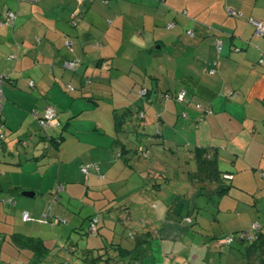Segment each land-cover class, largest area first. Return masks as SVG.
Wrapping results in <instances>:
<instances>
[{
    "label": "crops",
    "instance_id": "obj_1",
    "mask_svg": "<svg viewBox=\"0 0 264 264\" xmlns=\"http://www.w3.org/2000/svg\"><path fill=\"white\" fill-rule=\"evenodd\" d=\"M11 10L14 23L1 22ZM252 18L264 23V0H0V119L12 132L20 128L5 135L26 127L35 141L19 158L13 148L14 157L0 161V264H223L217 259L224 256L232 263L223 246L219 255L220 236L195 232L199 220L192 212L200 208L186 200L206 197L218 212L231 211L244 201L233 199L241 194L246 212L264 214L257 207L264 199V36L256 34ZM72 60L76 70L64 65ZM143 87L149 89L145 99ZM181 89L188 105L159 96ZM50 105L57 120L39 133L34 119ZM157 126L163 137L148 142L147 160L139 157L138 140ZM183 141L203 145L209 157L195 147L181 156ZM88 163L98 164L104 176L82 172ZM219 171L233 174L229 190ZM253 178L256 189L243 186ZM57 183L64 185L59 201L51 194ZM207 183L210 195L200 185ZM150 185L154 192L167 190L165 196H147ZM73 201L87 205V212ZM116 210L125 227L144 223L130 245L102 230L115 227ZM25 211L31 221L23 220ZM45 211L65 222H41ZM94 215L101 218L100 232L87 236Z\"/></svg>",
    "mask_w": 264,
    "mask_h": 264
},
{
    "label": "rangeland",
    "instance_id": "obj_2",
    "mask_svg": "<svg viewBox=\"0 0 264 264\" xmlns=\"http://www.w3.org/2000/svg\"><path fill=\"white\" fill-rule=\"evenodd\" d=\"M142 64H143V67H144L143 69L144 70H147V68L149 69V64L150 63L144 61ZM143 74L145 76H147L146 73H143ZM148 74H150V72ZM162 89L163 90H166V88L163 85H162ZM140 90H141V88L139 89V91ZM172 100L175 101L174 99H172ZM33 109L31 110L32 111V114L37 113V109H35L34 111H33ZM6 110H8V108ZM134 110H136V109H134ZM136 114L138 116L137 111L135 112V116H136ZM133 120L136 122L137 121L136 120V117L133 118ZM37 121H38V119H34V122L35 123ZM38 123H39V121H38ZM9 126H11V125L8 124V125H5L4 126L5 127V130H7V133L12 132V129H10ZM43 128L46 129L47 127H43L39 123V130H38V132L40 133L41 131H43L45 133V131H44ZM18 129H20V128H17L15 132H12V134H16V132L18 131ZM25 131H26V127H23L20 130V133H19V134H22V135L19 136V137H17L19 134L17 136L16 135L12 136V134H11V136H8L7 134L5 135V137H4L5 149L4 150L1 149L2 154H0V156H1L0 161L1 162H5L6 160H10V158H13L14 157L12 155V152L14 151V150H12L13 148L16 150L15 151V153H16L15 156H17L19 158L20 151H25L26 149H29L30 146L31 147L34 146L33 143L35 141H33V138H32L33 136L30 133H28V136H27L26 134H24ZM188 143H189L188 141L181 142V144H182L181 145V152L179 153L181 156L187 157L185 155V153L188 154L189 149L192 146L195 145V144L194 145H190ZM44 146H45V144H44V142H42V144L40 145V147L42 148ZM0 148H3V147L0 146ZM43 150H44V148H43ZM143 158H145V157H143ZM183 159H182V163H181V168L184 169V170H187L189 167L187 168V166L184 165L185 162L183 161ZM15 162H17V161H15ZM257 171H259V169ZM84 177L86 178V175L85 174H84ZM175 180L176 181H179V179H175ZM140 182H142L143 183L142 185H144V182L143 181L140 180ZM184 182L185 181H183V182L182 181H179V184L182 185ZM242 184H243V186H245L247 188H250L252 190L256 189L255 188L256 183L254 181V178L252 179V181H248V182H245V183H242ZM200 185H202L201 186L202 187V190H204L206 192L208 191L209 192V195H210V192L212 190L210 189L211 187L209 186V184L207 183L206 185H204V184H200ZM261 186H264V180L263 179L261 181ZM113 187L115 189L117 187V185H113ZM113 187L110 188L109 190L110 191H113ZM186 188H187V184L186 185H183L181 187V191H183V192H184V190L186 191ZM145 189H146V192L145 193L147 194V196L150 195V197H154V198H156V200L158 198H160V197H164L165 195H163V194H165L164 192L167 191L166 190V191H162V192H154L151 185H150V188L149 189L148 188H145ZM190 189H192V188H190ZM142 192H143V190H142ZM240 192H242V191H240ZM261 192H264V189H262ZM184 193H186V192H184ZM209 195H207V199H208V196ZM254 195H256V194L254 193ZM184 196H185V200H186V196L187 195H184ZM244 196L245 195L234 194V198L233 199H236L237 197H240L238 199L244 200V201L240 202V204L243 205L244 202L246 201ZM91 197L92 198L93 197L96 198L97 196H94V195L89 196L90 199H91ZM208 201L206 200V197H198V196H195V198H189L188 200H186V202L188 203V205L191 206V204H194V205L197 204V207L200 208V209L193 210V212H192V214L195 215V216L197 214V216H198L197 218L199 220L198 224L197 225H194L195 232H200V233H203L205 235L207 234L208 236L210 234H212L213 232H215L218 236H225L227 234H231L234 231H237V229L250 228V226L253 224L252 222H255V220H257V219L258 220L261 219L260 221H263L264 220V214L262 213V211H257V210L253 211L252 210L251 212H246V209L244 207L242 208V206L239 204L237 210L236 209H232L231 211H221V212H218L217 209L215 208V206L217 204H214L213 201H210L211 203L209 204ZM223 201H224L223 202L224 203V206H227V199H225ZM154 202H157V201H154ZM3 204H5V203L3 202ZM73 204L77 208L81 207V209L85 213L88 210V208H87L88 206L87 205H84L82 202L73 201ZM5 205H7V203ZM257 207L259 209H261V207L264 208V199L263 198H261L260 200H258ZM225 208H227V207H225ZM114 217H115V227L114 228H110V229H112V230H110V229H108V226L103 225L102 226V230L105 229V230L109 231L112 238H115L116 241H123L124 242V245H126V246L132 244L134 240H132V238H131L132 235L131 234H133V232H134V234H136L138 232V230H141L142 229L141 227L144 226L143 225L144 224L143 221L137 219V220H134L133 222H130L127 225V227H125L122 224V222L119 220L120 212L118 210H116L113 213V218ZM68 234H69V231L67 232L66 236H68ZM85 235H87V234H85ZM87 236H90V235L88 234ZM188 240H190V239H188ZM217 240H218V238H216V240H215V244H216L215 246H216V248H218V252L220 251L219 255L221 256V254H223V251H222L223 249L222 248H219V243L217 242ZM223 248L226 249L227 251H229V252H226V254H231L232 263L231 262L227 263L225 261V258L229 259V257H227V256H224L221 259L218 258L217 259L218 262L221 261V260L222 261L224 260L223 261L224 262L223 264H246V260L243 259L244 258V254L243 253L245 252L246 247L242 246L239 243V241H235L234 243H232V246L231 247L228 246V245H224ZM62 252H63L62 255H67L66 249H63ZM64 252L66 254H64ZM48 259H50V258H48ZM60 259L61 258L59 257L57 260H60ZM47 264H51V263H49L47 261Z\"/></svg>",
    "mask_w": 264,
    "mask_h": 264
},
{
    "label": "trees",
    "instance_id": "obj_3",
    "mask_svg": "<svg viewBox=\"0 0 264 264\" xmlns=\"http://www.w3.org/2000/svg\"><path fill=\"white\" fill-rule=\"evenodd\" d=\"M85 1H90V0H85ZM262 36H264V35H262ZM261 57L264 58V51L261 52ZM260 60H261V58H260ZM259 62L261 64H264V61L263 62L259 61ZM143 89H144V87H143ZM148 94H149V89H147V92L144 93V95L140 94V96H141L142 99H145V98H147V95ZM157 95H159V94H157ZM167 95H169V97L166 98ZM159 96L162 97V98H164L165 100H167V99H174L177 103H181L183 105H188L189 102H190L189 97L187 95V91H186V97H187V99H182V100L177 97L178 96V93L171 94V93H168L167 92L166 94L165 93L164 94H160ZM198 106L201 107L202 109H204L207 114L213 112L212 109L210 107H208V106H202L201 104H198ZM181 115L184 116V117H187L186 111H183L181 113ZM139 117L141 119H144L146 117V111L145 110L144 111L141 110L139 112ZM204 117H205V115L202 113V114L199 115L198 118H199V120H202ZM155 120H156V122H161L160 121L161 120V114L160 113H156ZM0 121L3 122V119L1 118ZM3 127H4V124H3ZM162 137H163V133L161 132L160 129H158V126H157V129L154 131V133H152V134H146V136H144V137L140 138V140H138V143L136 145L137 147L135 148L136 154L139 157H145L146 158L150 154V151H151V146L148 144V142H151V143L158 142V140L160 138H162ZM52 140L55 141V143H57V142L60 143L61 142V139H54V138H52ZM188 144L194 145V144H191L190 142ZM192 147H195V149H197L198 151H202L203 154L206 155V157H209V154L207 153L208 151L206 150V148H204L203 145L195 144ZM192 147L189 150H191ZM120 155H122V152L119 153V156ZM88 164H96V163H88ZM82 166L80 167V169L82 168ZM102 174H103V172H102ZM99 176H101V175H99ZM103 176H104V174H103ZM217 176H220L226 182H229L228 185H225V189H223V190H229L230 187L232 186V183L231 182L234 179L233 174L230 173V172L229 173H223L222 174L221 171H219ZM262 176L264 178V171L262 172ZM52 191H53V189H52ZM52 191H51V194L53 195ZM60 195H61V193L58 196L53 195L52 197H54V199L56 201H59L61 199V196ZM96 219H97V230H98V232L97 233H93V231L90 230V225H91V222L94 221V220H96ZM188 219L189 220H192L191 217H188ZM38 220H40L41 222H47V223H50V224L58 223V222H61V221H64L65 222V220H63V219H61L59 217H55L54 219H51L50 218V215H49V212H47V211L43 212V214L41 215V217ZM100 221H101V218H99L98 215H94L93 217H91L90 224H89V227H88V230H89L88 233H89L90 236L91 235H93V236L99 235V232H100V230H99V223H100ZM255 223H259V227L255 231L254 236L251 239H249L247 237L241 238L239 236V234L242 233V232H244V231H251L252 228H253V225ZM232 234L236 237L235 240L232 241V243H234L235 241H239V243L242 246L246 247L245 252L243 253L244 254V258L243 259L246 260V264H264V223H260L258 221H255L250 226V228H244V229H241V230L232 232L231 234H227L225 236H220V238H218V241L221 240V238H225L227 236H231ZM2 243H3V240L1 241V244ZM232 243L230 245H228V246L231 247L232 246ZM224 245L225 244L222 243L221 246H220V248L222 246H224ZM1 246H0V248H1Z\"/></svg>",
    "mask_w": 264,
    "mask_h": 264
},
{
    "label": "built area",
    "instance_id": "obj_4",
    "mask_svg": "<svg viewBox=\"0 0 264 264\" xmlns=\"http://www.w3.org/2000/svg\"><path fill=\"white\" fill-rule=\"evenodd\" d=\"M26 1L37 2V1H41V0H26ZM78 1L82 2V0H78ZM90 1H93V0H90ZM230 13L238 14V12H236L235 10H230ZM73 15L75 17H77V12L74 13ZM16 17H17V15H16L15 11H13V10L7 11V13L5 14L4 20L2 19L1 22H7L9 24H12V23H14V20L16 19ZM251 22L254 23L256 26V34L257 35H264V23L259 21V20L257 21L255 19H251ZM189 32L192 33V31H189ZM221 44H222V41L220 39H218L217 40V47L219 49H221ZM68 46L70 47L71 44L68 43ZM12 58H13V56H12ZM260 61L263 62L264 58L261 57ZM64 65H65V67H67L70 70H72V69L76 70L78 68L77 60L66 61ZM4 79H5V75L0 72V110H3L4 101H5V92L3 90V85H4V81H5ZM31 84H33V82H31ZM68 88L70 90H73V87L71 85H68ZM146 92H147V88L144 87V89L141 91V94L144 95V93H146ZM167 97H169V95H167L166 98ZM177 97L181 100L187 99L186 91L184 89L180 90ZM37 117H38V115H37ZM57 117H58V114H56L55 107L53 105H50L49 107L45 108L43 116L38 117V121H39L41 126L47 127V126H50L51 124L55 123V121L57 120ZM3 124L4 123L2 121H0V145H2V143L4 142V137H5V127H3ZM91 169L94 172H96L97 174L103 176L102 171H100V168L97 164L83 165L81 168L82 172H84L87 175L89 172H91ZM62 191H64V185L57 183L54 186L52 193H53V195L58 196ZM10 201H12V199H10ZM22 218L25 221H31L32 220V217L28 211L23 212ZM258 227H259V223H255L253 225V228L251 231H244V232L240 233L239 236L241 238L247 237V238L251 239L254 236V233ZM90 230H92L93 233L98 232V230H97V219L91 222ZM235 238L236 237L233 234L231 236L221 238V240H219V244L223 243L225 245H230L232 243V241L235 240ZM2 240H3V236L0 233V244H1Z\"/></svg>",
    "mask_w": 264,
    "mask_h": 264
},
{
    "label": "water",
    "instance_id": "obj_5",
    "mask_svg": "<svg viewBox=\"0 0 264 264\" xmlns=\"http://www.w3.org/2000/svg\"><path fill=\"white\" fill-rule=\"evenodd\" d=\"M23 196H26V197H31L32 196V191H28V190H23L22 193H21Z\"/></svg>",
    "mask_w": 264,
    "mask_h": 264
},
{
    "label": "clouds",
    "instance_id": "obj_6",
    "mask_svg": "<svg viewBox=\"0 0 264 264\" xmlns=\"http://www.w3.org/2000/svg\"><path fill=\"white\" fill-rule=\"evenodd\" d=\"M3 144H4V143H2V145H0V146H3Z\"/></svg>",
    "mask_w": 264,
    "mask_h": 264
},
{
    "label": "bare ground",
    "instance_id": "obj_7",
    "mask_svg": "<svg viewBox=\"0 0 264 264\" xmlns=\"http://www.w3.org/2000/svg\"><path fill=\"white\" fill-rule=\"evenodd\" d=\"M85 1V0H84Z\"/></svg>",
    "mask_w": 264,
    "mask_h": 264
}]
</instances>
